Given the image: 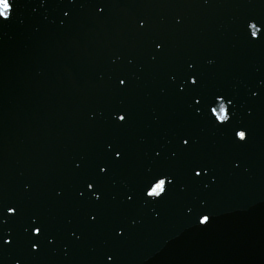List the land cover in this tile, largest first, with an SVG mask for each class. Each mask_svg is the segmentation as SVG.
<instances>
[{"label": "water", "instance_id": "1", "mask_svg": "<svg viewBox=\"0 0 264 264\" xmlns=\"http://www.w3.org/2000/svg\"><path fill=\"white\" fill-rule=\"evenodd\" d=\"M8 2L0 264H264V0Z\"/></svg>", "mask_w": 264, "mask_h": 264}, {"label": "snow or ice", "instance_id": "2", "mask_svg": "<svg viewBox=\"0 0 264 264\" xmlns=\"http://www.w3.org/2000/svg\"><path fill=\"white\" fill-rule=\"evenodd\" d=\"M11 7V4H9ZM101 11H103V9H101ZM68 13H65V16H67ZM10 20V15H8L7 13H5V15L2 17V21L3 22H7ZM259 22V21H257ZM143 26V24L141 25ZM247 27H249L251 29V38L253 40H258V33L260 32V28L257 27V23H252L249 22L247 24ZM157 49H160L162 47V45L160 43L156 44ZM189 67L191 68L192 65L190 64ZM192 78H191V84L193 86H196L198 84V79L197 77L199 76V73H194L191 74ZM173 80H175V77H173ZM119 83L121 85H123L125 83L124 79H121L119 81ZM181 92H184L185 89L181 88L180 89ZM253 95H256V93H253ZM225 98H226V94L224 93H218L216 95V100L219 102V110H217L216 107H211L210 106V102H209V107H210V115L212 117H215V121L219 122L220 126H224L226 124L230 123V116L228 114V112L225 109ZM202 100L201 99H197L195 100V104L194 105H190V107L194 108L196 115H202V109L199 107V105H201ZM227 103L229 105L233 104V100L232 99H228ZM223 113V114H222ZM116 120L117 121H124L125 120V115H117L116 116ZM235 137L239 140V141H244L246 142L247 137H248V132L246 129H242V130H238L235 132ZM191 140V137H189L188 139H184L183 140V144L185 146L189 145V142ZM113 149V145H109V150ZM160 153H157V156H159ZM115 156L117 159L122 158V150H116ZM79 167V166H77ZM196 167H201L203 168V165H196ZM100 168V172L101 173H107L108 169L105 166H99ZM161 176L163 178H157L156 182L150 187V189H148L145 193V195L147 197H151L153 198V201L156 200V198H160L163 199L162 194H166V181H167V185H172L175 177H170L168 174H164L161 173ZM195 176L196 177H200V172L196 171L195 172ZM88 188L92 189L93 188V184L89 183L88 184ZM81 195H83V193H81ZM95 200L99 201L101 199V197L99 195H96L95 192L93 193ZM129 199L131 200V197H129ZM9 213H14L15 209L14 208H9L8 209ZM93 219H95V217H93ZM6 223V222H5ZM33 224L37 223V220H33L32 221ZM199 225H203L205 227H207L210 223H211V218L209 214H204L201 216V218L198 221ZM44 228L43 224H41L39 227H36L34 229L33 235L39 237L41 235L42 229ZM12 242L10 240L4 239L3 240V244L4 245H10ZM36 248V245H33V249ZM109 260L113 259V257L109 256L108 257Z\"/></svg>", "mask_w": 264, "mask_h": 264}, {"label": "clouds", "instance_id": "3", "mask_svg": "<svg viewBox=\"0 0 264 264\" xmlns=\"http://www.w3.org/2000/svg\"><path fill=\"white\" fill-rule=\"evenodd\" d=\"M10 10H11V7L9 5L8 0H0V15L4 13H9Z\"/></svg>", "mask_w": 264, "mask_h": 264}]
</instances>
